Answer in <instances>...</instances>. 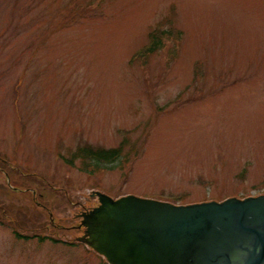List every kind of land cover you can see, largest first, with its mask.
I'll return each mask as SVG.
<instances>
[{"label": "rangeland", "instance_id": "obj_1", "mask_svg": "<svg viewBox=\"0 0 264 264\" xmlns=\"http://www.w3.org/2000/svg\"><path fill=\"white\" fill-rule=\"evenodd\" d=\"M96 193L264 195V0H0V264H108Z\"/></svg>", "mask_w": 264, "mask_h": 264}, {"label": "water", "instance_id": "obj_2", "mask_svg": "<svg viewBox=\"0 0 264 264\" xmlns=\"http://www.w3.org/2000/svg\"><path fill=\"white\" fill-rule=\"evenodd\" d=\"M95 195L78 242L108 264H264V195L190 206Z\"/></svg>", "mask_w": 264, "mask_h": 264}, {"label": "trees", "instance_id": "obj_3", "mask_svg": "<svg viewBox=\"0 0 264 264\" xmlns=\"http://www.w3.org/2000/svg\"><path fill=\"white\" fill-rule=\"evenodd\" d=\"M160 38L161 36L151 34L150 37L151 45L148 48L144 49L143 53L145 55L153 53L159 46L158 44ZM121 152H122V146H118L113 149H102V148L93 149L91 147H82L76 150L73 157L75 159L88 161L89 165L98 167L102 164H106V165L114 164L120 158ZM26 238L28 239L29 237Z\"/></svg>", "mask_w": 264, "mask_h": 264}, {"label": "flooded vegetation", "instance_id": "obj_4", "mask_svg": "<svg viewBox=\"0 0 264 264\" xmlns=\"http://www.w3.org/2000/svg\"><path fill=\"white\" fill-rule=\"evenodd\" d=\"M93 208H95V207H89V208H86V209H84L83 211H81V213H82V212H89V211L92 210ZM40 215H44V213H40ZM47 215H52V214L48 213ZM77 215H79V214H77ZM80 229L83 230L82 228H80Z\"/></svg>", "mask_w": 264, "mask_h": 264}]
</instances>
